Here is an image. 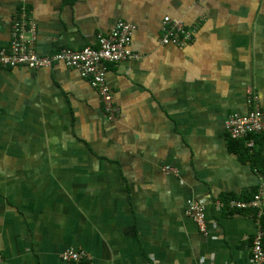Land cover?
<instances>
[{
  "label": "crops",
  "instance_id": "0c3cea01",
  "mask_svg": "<svg viewBox=\"0 0 264 264\" xmlns=\"http://www.w3.org/2000/svg\"><path fill=\"white\" fill-rule=\"evenodd\" d=\"M22 9L42 55L95 46L125 20L140 56L108 66L114 122L74 68L0 69V257L75 264L61 258L74 247L85 264H256L252 207L223 198L263 178L225 122L249 112V87L264 112V0H0V46ZM165 16L194 40L161 44ZM189 199L206 203L207 235Z\"/></svg>",
  "mask_w": 264,
  "mask_h": 264
},
{
  "label": "built area",
  "instance_id": "2783aa9c",
  "mask_svg": "<svg viewBox=\"0 0 264 264\" xmlns=\"http://www.w3.org/2000/svg\"><path fill=\"white\" fill-rule=\"evenodd\" d=\"M28 27L32 33L30 39L26 38ZM34 28L28 13L22 9L13 24L8 46H0V69L29 67L37 70L63 63L78 70L81 76L89 81L100 96L107 120L116 121L120 109L108 83V66L140 56L138 52L131 50L133 34L136 30L135 24L119 20L108 34L98 35L95 46L64 47L47 55L40 54L36 49ZM194 33L195 28L188 27L183 20L165 16L161 25L159 41L163 45L172 44L185 47L194 40ZM247 93L249 112L245 115L232 114L225 122L226 133L233 139H246L251 134H264V112L259 96L253 87H249ZM254 145L253 139L247 142L249 147ZM164 170L167 173H177L175 168L169 166H166ZM227 205L231 208H256L259 218L264 211V180L260 181L257 193L251 201L231 200ZM206 210V203L196 199H189L185 210V215L197 224L204 235L208 234ZM256 222L257 230L251 244V258L254 263L261 264L264 262V232L259 219ZM87 257L88 254L83 248L70 247L61 254V258L65 262L75 264L81 263ZM0 264L8 263L0 257Z\"/></svg>",
  "mask_w": 264,
  "mask_h": 264
},
{
  "label": "trees",
  "instance_id": "16d2710c",
  "mask_svg": "<svg viewBox=\"0 0 264 264\" xmlns=\"http://www.w3.org/2000/svg\"><path fill=\"white\" fill-rule=\"evenodd\" d=\"M253 139L255 142V145L252 147L247 146V142ZM228 143L230 150L239 156V158L244 161L250 163L252 166H254L259 173H261L262 178L264 180V134H251L248 138L245 139H233L228 136ZM257 193V189L254 190L249 197H247L245 194L242 196H236V195H229L223 198L224 202H227L228 200L234 199V200H243L245 202L251 201V199L254 198L255 194ZM252 212V216L255 218V220L259 219L262 230L264 232V211L262 212L261 216L258 218V209L253 208L250 209ZM249 210V211H250ZM264 244V239H263ZM84 260L81 262L83 263Z\"/></svg>",
  "mask_w": 264,
  "mask_h": 264
}]
</instances>
